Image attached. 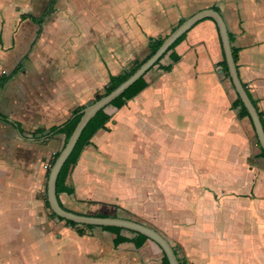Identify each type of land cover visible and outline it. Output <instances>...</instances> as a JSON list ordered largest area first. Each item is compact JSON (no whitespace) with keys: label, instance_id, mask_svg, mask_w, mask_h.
Instances as JSON below:
<instances>
[{"label":"crops","instance_id":"crops-1","mask_svg":"<svg viewBox=\"0 0 264 264\" xmlns=\"http://www.w3.org/2000/svg\"><path fill=\"white\" fill-rule=\"evenodd\" d=\"M143 1L157 35L145 32L138 13L132 25L144 40L135 26H114L117 37L125 36L122 46H135V54L182 18L219 7L232 47L239 49L240 78L264 117V0H194L192 12L173 0ZM105 2L57 0L39 25L21 16L40 17L50 0H0V75L21 64L0 87V264H164L158 244L148 238L138 245L137 233L129 230L119 233L129 238L120 243L118 233L99 226L79 234L36 197L35 175L27 170L37 162L35 144L53 138L32 132L58 125L55 117L83 105L100 81L90 68L65 70L51 55L27 61L9 48L36 46L49 25L47 46H55L56 58L61 46H96L99 21L118 17L103 11ZM223 54L215 22L204 19L160 61L171 64L170 71L154 66L144 90L106 107L111 119L71 168L67 184L74 193L59 194L63 206L83 214H129L162 233L183 264H264V157L258 141L252 143V121L233 107L238 96L231 81L236 97L229 92L228 99Z\"/></svg>","mask_w":264,"mask_h":264},{"label":"rangeland","instance_id":"rangeland-1","mask_svg":"<svg viewBox=\"0 0 264 264\" xmlns=\"http://www.w3.org/2000/svg\"><path fill=\"white\" fill-rule=\"evenodd\" d=\"M45 1L46 3L48 2V0ZM160 1L161 0H156V2H160ZM173 1L178 2L179 3L178 6L180 5L185 6L186 9L190 10V12H192V3L195 2L194 0H186V1L173 0ZM46 3H44L43 6H46ZM104 5L105 7L103 11H106L108 14L113 13V16H115V14H118V17H116L113 21L110 19V17H107L106 19L102 18L99 21V25L96 26L94 30L96 46H74L73 48L72 46H61L62 48L58 50L57 58H56L55 52L53 50V47L55 46H47L52 31L51 25H49V27L46 28L47 33L44 34L43 37H42L43 29L42 32L39 35H37V42H35L37 43L36 46H22L21 45L22 43L20 45L17 44L16 50L14 49V47L9 48L10 54H17L22 56L25 55L27 61H29L30 59L45 60L48 56L50 57L51 55L49 59L51 58H53L54 60L58 59L59 65H62L63 66L62 68L65 70H69L70 68L74 69L71 71H75V70L78 71V69L81 70L84 68H90L92 70H95L97 73L96 79L100 81L99 84L100 88L98 89V92L93 94L91 98L87 100L83 105L90 104L91 102L96 100L98 96L97 94L101 95L104 93V87L107 85L109 81L110 74L113 73L118 74L125 69H130L135 60L132 59L133 55L134 56L139 55L137 59L142 60L147 54H149V49L147 46H140V49H138L136 54L134 52L135 46H122L121 41H123V38H125V36L123 37L118 35L117 37L116 28L114 27L115 24L117 27L119 25L125 27L126 23L131 25L132 27L135 26L136 27L135 29L138 32L136 33L137 36L141 37L144 40L146 37L143 33H141V28L139 26H136L137 24L132 25V23L135 22L134 14L138 13V17H140V23L143 25V28L147 34L154 36L159 33L158 29H155L156 25L151 23L150 18L147 19L145 17V13L147 9H146V2H144L143 0H133V1L106 0ZM161 7L162 9H164L163 5H161ZM180 9L183 10V8ZM66 13L70 15L68 12ZM131 13H133V15H131ZM121 16L124 17L125 19L120 18ZM48 21L46 22L47 24H49ZM174 24H177V22H175ZM170 29L169 30L167 29L162 35L159 36H165L170 31ZM75 63H82V64L77 65ZM29 64L30 63H28L27 65L29 66ZM108 69L111 72H109ZM223 80L227 82L228 95L229 92H231L233 96L236 97V93L230 84L229 78L225 77L223 78ZM99 81L96 82L97 85ZM228 99L231 100L230 95ZM78 106H75L74 109ZM71 114L72 112L65 116L60 115L58 117H55L56 119L55 122L59 125L63 121H65L67 117L69 118ZM50 128L51 127H49L48 129L45 128L46 132L49 131ZM250 132H251L252 143L257 144V137L252 126H250ZM46 142L35 144L37 148L40 149V151L35 154L36 156H33V158L37 160V162L27 167L28 172L32 171V173L30 174L35 175V177H33L32 179V184L36 189L35 190L36 197L42 199L44 202H45V198L47 197L46 190H47V181L49 175L48 170H50L52 166V165L50 166V162L51 159L53 158V155L62 149L65 142V135L57 134L53 136L52 139H48V141ZM39 168L42 169L41 177L38 176ZM29 185L31 186V184H28V186ZM75 202L74 203L77 206H81V204L83 203L82 199H77V201ZM65 203L68 207L71 208L76 206L74 203L72 204L67 201ZM89 205L92 206V203L88 202L86 207L87 209ZM45 207L48 208L46 204ZM126 215L127 217H131L129 216V214ZM150 264H160V262L156 263L154 261H151Z\"/></svg>","mask_w":264,"mask_h":264},{"label":"water","instance_id":"water-1","mask_svg":"<svg viewBox=\"0 0 264 264\" xmlns=\"http://www.w3.org/2000/svg\"><path fill=\"white\" fill-rule=\"evenodd\" d=\"M204 19H212L217 25L224 58L228 66V73L232 85L237 93V96L241 99L244 107L249 113L257 139L260 143L261 148L264 150V125L256 106L254 105L251 97L247 92L246 87L244 86L240 78L237 63L234 58V52L227 23L220 11L212 7H208L203 8L195 12L193 15L187 17L168 34V36L164 39L158 49L150 57H148L134 71V73H132L126 80L120 83L111 92L86 105L83 110H81L80 120L78 121L69 139L62 147L59 155L56 157L54 163L52 164L47 181V200L49 202L51 211L58 217H61L68 221H72L79 225H94L99 227L113 226L143 234L147 238L158 244V246L162 249L164 255L166 256L169 264H180V261L176 254L175 248L162 233H160L155 228L132 218L121 216H99L95 214H83L67 209L61 204L59 200V196L57 194V180L62 167L71 155L84 128L87 126L90 120L94 118L100 110L105 109L110 104H112L114 100L119 98L125 92V90L128 89L132 84H134L138 79L145 76L147 72L153 66H155V64L168 52L171 46L183 34L187 33L198 22Z\"/></svg>","mask_w":264,"mask_h":264},{"label":"trees","instance_id":"trees-1","mask_svg":"<svg viewBox=\"0 0 264 264\" xmlns=\"http://www.w3.org/2000/svg\"><path fill=\"white\" fill-rule=\"evenodd\" d=\"M56 1L57 0H50V3H49V6L48 8L46 9V11L40 16V17H37V16H33L31 14H23L21 17L23 19H32L34 22L38 23L39 25H42L43 24V21L45 20V18L50 14L52 13L54 10H55V4H56ZM212 8L220 11V8L215 6V5H212ZM221 12V11H220ZM186 18H182L179 22V24L181 22H183ZM212 20V19H211ZM217 26V25H216ZM175 29V27L173 28V30ZM188 33V32H187ZM187 33L183 34L172 46L171 48L168 50V52L172 51L181 41H183L187 35ZM168 36L165 35V36H158V37H152V38H149V49H150V52L149 54L142 60H139V59H136L134 60L133 62V65L130 69H125L123 70L122 72L118 73V74H110L109 76V81L107 83V85L104 87V93L99 95L97 94V99H99L100 97L108 94L109 92H111L114 88H116L120 83H122L124 80H126L132 73H134V71L148 58L150 57L157 49L158 47L162 44V42L164 41V39ZM231 37V35H230ZM231 41H232V37H231ZM167 52V53H168ZM233 52H234V58L237 62V57H238V52H239V49L238 48H235L233 47ZM166 53V54H167ZM165 54V55H166ZM173 55V59L174 61H178L180 59L179 55L175 54V53H171ZM164 55V56H165ZM224 55V54H223ZM164 56L155 64L156 65H160V67L165 70V71H170L171 68H172V65H162L160 64V61L164 58ZM222 68L224 69V71L226 72V75L227 77L230 79V76H229V73H228V66H227V63H226V60L225 58L220 62ZM154 67V66H153ZM152 67V68H153ZM21 68V64H19L18 67H16L12 72L10 73H2L0 75V87L4 86L13 76H15L19 69ZM151 68V69H152ZM231 81V79H230ZM244 84V83H243ZM148 82L146 81L145 79V76L141 77L140 79H138L134 84H132L128 89L125 90V92L119 97L117 98L116 100H114L112 103H114L115 101L119 100V99H122L124 101H128L132 98H134L137 94H139L142 90H144L147 86H148ZM244 86L246 87L247 89V92L249 94V96L251 97L254 105L256 106L259 114H260V117H261V120L263 122V125H264V117L262 115V113L259 111L258 107H257V104L255 102V100L252 98L246 84H244ZM95 101V100H94ZM92 103V102H91ZM86 105H81V106H78L76 107L75 109H73L72 111V114L71 116L63 123L59 124V125H54L52 126L49 131L46 132L45 128H37L35 131L32 132V135L36 136V135H40L41 137L42 136H46L48 135L47 137L48 138H52L53 136L57 135V134H64L65 135V142H64V145L65 143L67 142V140L69 139L70 135L72 134L74 128L76 127L78 121L80 120V117H81V110H83V108L85 107ZM233 107H239L240 110H241V113L243 116H247L250 118L249 116V113L248 111L246 110V108L244 107L241 99L239 97H237V99L234 101L233 103ZM111 119V115L109 113L106 112L105 109H102L100 110L94 118H92L90 120V122L87 124V126L84 128L78 142L76 143L71 155L69 156V158L67 159L66 163L64 164V166L62 167V170L59 174V177H58V180H57V194L59 196L60 193L62 192H66L68 194H73L74 193V188L69 186L67 184V178H68V175L70 173V170L72 168L73 165H75L83 150L85 149L86 146H88L90 143H91V139L92 137L97 133V131H99L100 129H106V123ZM251 120V118H250ZM254 128V127H253ZM257 137V136H256ZM258 141V139H257ZM63 145V146H64ZM258 145L261 149V153L260 155L262 157H264V150L261 148L260 146V143L258 141ZM59 152H56L54 155H53V158L51 159V162H50V166L54 163L56 157L59 155ZM50 171V170H48ZM45 204L46 206L50 209V205H49V202L47 200V197L45 198ZM62 204V203H61ZM63 205V204H62ZM51 210V209H50ZM51 214L57 218H59L60 220L62 221H65L68 225H71L73 227H77L78 229V233L79 234H84L85 233V230L86 228H94L96 226L94 225H79V224H76L72 221H68V220H65L61 217H58L55 213H53L51 211ZM99 216H106V215H103V214H97ZM113 216H118L117 214L116 215H113ZM103 229H106V230H110V231H113V232H116L118 233L117 237H116V240L115 242L116 243H120V242H124V241H127L129 238L128 237H125V236H121L119 233L123 230V228H120V227H113V226H102ZM132 232V231H131ZM135 233V232H134ZM137 238H138V242L137 244L138 245H142V243L148 239L145 235L143 234H139L137 233ZM175 248V247H174ZM176 250V249H175ZM176 254L178 256V253L176 251ZM179 261H180V264H183V261L180 260V258L178 257ZM164 264H169L168 263V260L166 258V256L164 255Z\"/></svg>","mask_w":264,"mask_h":264}]
</instances>
